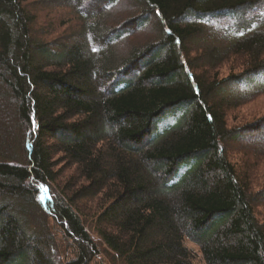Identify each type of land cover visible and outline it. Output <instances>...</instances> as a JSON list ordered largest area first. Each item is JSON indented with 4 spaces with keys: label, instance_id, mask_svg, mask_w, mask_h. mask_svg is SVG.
Segmentation results:
<instances>
[{
    "label": "trees",
    "instance_id": "obj_1",
    "mask_svg": "<svg viewBox=\"0 0 264 264\" xmlns=\"http://www.w3.org/2000/svg\"><path fill=\"white\" fill-rule=\"evenodd\" d=\"M24 2L0 0V264H92L103 244L123 264H195L186 238L206 264H264V192H253L252 165L229 154L231 139L255 134L262 156L264 120L229 127L228 111L253 96L215 94L264 73V0H130L140 17L113 32L102 9L119 0H92L102 6L85 20L100 46L91 49L81 36L57 48L34 37ZM152 19L149 39L109 47ZM208 28L226 51L188 46ZM230 57L240 71L218 78ZM11 117L27 131L26 162L11 152ZM61 163L88 186L74 191L73 176L62 185ZM98 195L106 204L88 223L78 201ZM41 214L63 233L66 258L51 253L44 220L33 233Z\"/></svg>",
    "mask_w": 264,
    "mask_h": 264
},
{
    "label": "rangeland",
    "instance_id": "obj_2",
    "mask_svg": "<svg viewBox=\"0 0 264 264\" xmlns=\"http://www.w3.org/2000/svg\"><path fill=\"white\" fill-rule=\"evenodd\" d=\"M76 1L77 0H25L24 4L29 6V8L33 11L35 17V22L33 23V36L41 41H44V43H47L49 47L52 48H57L58 45L60 46L62 43L68 44L69 42H78L79 37L81 36V38H84L86 40L87 49H91L94 47L99 48L100 46L98 42L85 26V20L89 18V16L96 15L98 7L100 10V7L102 5H100L99 2L92 3V0L91 2L89 0H81L82 2L78 0L81 2V4L83 3V7H81L82 11L80 12L78 10ZM128 2H130V0H119V3L117 5L114 4V7L110 8L108 4L106 6L104 5L105 7L103 6V13H107L106 16H108L107 27L109 30H111V32L115 31L118 28H121L122 25L124 26L125 24L129 23L130 20L134 17H140V13L138 12V10H136V8L134 7H131L130 5H127ZM262 9H264V7ZM254 13L256 12L252 11L249 14V17ZM153 22L155 23L154 19H152L150 26H148L149 24L147 26H143V24H141L142 26L140 27L136 25L135 29L130 33L131 38L135 36L137 41H145L149 39V37L152 35L150 31L152 29ZM207 30L209 32L208 34H201L199 39H194L190 42L188 41V46L195 51H198L199 48L208 47L216 48L223 52L226 51L225 47L227 46L222 43L223 41H225L226 37H224L222 32H214V29L211 30L209 28ZM134 31H136L135 35L133 33ZM114 36H116V34L111 35L107 43L109 47L116 49L119 53L126 52L127 49H129V44L133 43V38H130V40L127 39L125 42L117 44V42H115L114 40ZM195 51L193 55H195ZM201 59L202 58L200 57V61L198 64H205V62ZM241 64L242 60H237L230 57L219 67V70L215 72V74H217L218 78L220 79L226 78L230 73L239 72ZM200 73H202V71ZM211 75L212 74H210V76ZM215 94H218L219 96H229L230 99H238L246 94L253 96L252 99L241 101L239 103L240 105L237 108L228 111L227 123L229 127L237 128V130H239L250 127V124L256 121L264 120V73L250 75L240 80V82L223 85ZM11 120L13 126L15 127L14 136L18 137V142L13 144V146L11 147V152L14 150L18 158L20 159L19 161L26 162L25 153L27 151L25 149L24 139L26 138L27 131L25 128H22L19 122L17 123L16 117H11ZM254 135L244 136L245 138L239 136L240 139L236 138V140L231 139L229 141V154L230 159L237 164L247 162L248 164L252 165V189L253 192L259 191V193L262 195V192H264V152L262 156L257 155L260 148L259 143L254 141V139L256 138V136ZM246 147H254L255 149H250L249 151L244 152ZM252 151L256 152V154H252ZM0 155L2 156L1 153ZM0 160L7 159L2 156L0 157ZM75 169V167L68 168L65 163H61L56 166L55 170L60 176L62 185L65 186L69 178L73 176L75 178L72 179L73 185H75L73 186L74 191H80L81 188L87 187L88 183L87 181L79 179ZM55 191L57 192V190ZM78 202L79 207L83 210L84 214L87 215L88 223L92 222L91 216L96 215L99 210L106 204L105 199H103L101 195H98L94 198L85 197ZM256 212L257 216L262 221H264V206L262 205L258 207L256 209ZM38 217L40 218V221L33 220L35 221L33 222V225L37 230H35L33 233L40 234L42 232L39 231L38 226L45 225L42 222V220H44L46 226H48V228L51 230V233H49V235L52 236L55 240V245L52 246L51 253L58 248L61 256L66 258L67 255H69V249L64 242L65 239L63 233L54 222L55 220L45 215L42 216V214ZM88 227L90 226L88 225ZM91 227L90 230L92 236L98 242H101L100 238ZM185 244L197 255L194 260L195 264H206L203 260L202 254L200 253V248L195 243H193L192 240L186 238ZM56 260L60 263L58 258ZM92 264L123 263L118 256L112 253V251L103 244L101 245L100 256H98Z\"/></svg>",
    "mask_w": 264,
    "mask_h": 264
}]
</instances>
